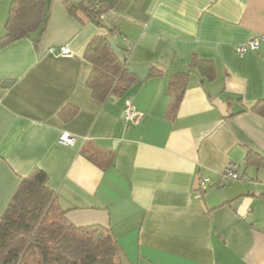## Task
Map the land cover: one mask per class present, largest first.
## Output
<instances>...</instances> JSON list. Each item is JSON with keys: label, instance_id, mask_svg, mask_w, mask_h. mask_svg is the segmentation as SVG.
I'll use <instances>...</instances> for the list:
<instances>
[{"label": "crops", "instance_id": "crops-1", "mask_svg": "<svg viewBox=\"0 0 264 264\" xmlns=\"http://www.w3.org/2000/svg\"><path fill=\"white\" fill-rule=\"evenodd\" d=\"M10 2L0 0V37ZM64 2L50 1L37 46L0 45V216L38 168L71 225L110 229L120 264H264V169L245 166L247 150L264 157V116L251 110L264 99V43L235 53L264 35V0H118L102 26L81 24ZM114 28L129 66L162 74L100 103L83 55ZM60 48L68 54L51 53ZM193 56L213 62L215 79L191 72L168 116L171 77ZM125 99L139 124L123 121ZM64 132L72 146L58 143ZM229 162L240 178L220 184Z\"/></svg>", "mask_w": 264, "mask_h": 264}, {"label": "trees", "instance_id": "trees-1", "mask_svg": "<svg viewBox=\"0 0 264 264\" xmlns=\"http://www.w3.org/2000/svg\"><path fill=\"white\" fill-rule=\"evenodd\" d=\"M51 0H11L0 45L31 38L37 46L46 31ZM118 0H90L77 3L65 0L66 12L81 24L102 26V16ZM95 36L87 44L84 59L91 71L86 86L94 100L104 103L110 97H122L130 83L160 76L162 71L149 68L140 78L128 71L126 51L118 47L114 35ZM197 70L207 81L215 79L212 61L193 56L185 71L172 75L167 115L175 112L186 91L190 73ZM252 111L264 116V99ZM89 160L94 155L82 150ZM245 166L264 169V157L247 150ZM114 236L107 227L94 225L74 227L56 205V194L47 185V175L35 168L21 178L12 199L0 216V264H120Z\"/></svg>", "mask_w": 264, "mask_h": 264}, {"label": "built area", "instance_id": "built-area-1", "mask_svg": "<svg viewBox=\"0 0 264 264\" xmlns=\"http://www.w3.org/2000/svg\"><path fill=\"white\" fill-rule=\"evenodd\" d=\"M264 43V35L247 40L238 44L235 47L236 55L242 57L248 51H256L259 48V45ZM51 53H55L56 55H67L68 52L65 48H60L57 52L55 50H51ZM143 120V115L139 111L136 110L134 105L131 103L129 99L124 100V108H123V121L127 124L137 125ZM86 139V138H84ZM75 142L74 136L64 132L60 135L58 139V143L64 146H72ZM239 166L233 162H229L227 166L218 174L219 183L225 184L226 182H233L239 180ZM210 187V180L207 177L201 178L198 183V193H202Z\"/></svg>", "mask_w": 264, "mask_h": 264}, {"label": "water", "instance_id": "water-1", "mask_svg": "<svg viewBox=\"0 0 264 264\" xmlns=\"http://www.w3.org/2000/svg\"><path fill=\"white\" fill-rule=\"evenodd\" d=\"M111 43L114 44V40H111ZM127 69L131 73H134V74L138 75L140 78H143L148 72V68L146 66H133V65H130V66L127 67Z\"/></svg>", "mask_w": 264, "mask_h": 264}, {"label": "rangeland", "instance_id": "rangeland-1", "mask_svg": "<svg viewBox=\"0 0 264 264\" xmlns=\"http://www.w3.org/2000/svg\"><path fill=\"white\" fill-rule=\"evenodd\" d=\"M118 259H119V256H118ZM118 262L120 263V261L118 260Z\"/></svg>", "mask_w": 264, "mask_h": 264}]
</instances>
